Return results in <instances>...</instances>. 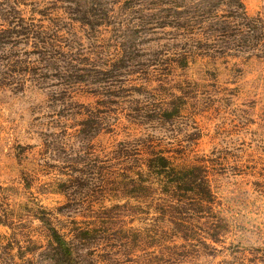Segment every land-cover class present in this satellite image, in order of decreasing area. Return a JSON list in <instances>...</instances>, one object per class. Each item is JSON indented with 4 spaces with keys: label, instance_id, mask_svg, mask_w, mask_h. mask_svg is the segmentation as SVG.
Instances as JSON below:
<instances>
[{
    "label": "rangeland",
    "instance_id": "374dc122",
    "mask_svg": "<svg viewBox=\"0 0 264 264\" xmlns=\"http://www.w3.org/2000/svg\"><path fill=\"white\" fill-rule=\"evenodd\" d=\"M242 1L264 26V0ZM189 5L188 0H0V30L16 26L3 15L8 12L18 28L22 20L34 28L13 37L0 60V264H51L47 227L36 217L41 211H50L71 240L77 228L101 225L97 213L115 204L122 207L114 213V236L82 247L81 264H264V57L246 60L247 54L233 56L232 50L227 62L214 63L198 47L207 38V23H167L174 19L170 8ZM78 6L87 10V20ZM217 12L227 15L228 6ZM126 46L134 52L131 67L118 69L106 83L67 82L59 75L72 66L110 69ZM39 50L60 52L53 57L55 68L46 69ZM181 55L187 66L176 60ZM173 94L185 102L174 123L143 119L147 108L166 104ZM90 113L100 117L102 128L88 142L78 131ZM150 150L182 165L208 167L213 210L230 225L221 241L209 238L204 217H194L200 226L196 239L134 244L133 231L170 229L157 219L155 207L168 197L154 176L149 177L157 188L153 206L151 200L112 198L106 180L147 173ZM59 183L69 186L67 192L57 189ZM121 230L130 237H117ZM158 252L161 261L153 260Z\"/></svg>",
    "mask_w": 264,
    "mask_h": 264
},
{
    "label": "trees",
    "instance_id": "16d2710c",
    "mask_svg": "<svg viewBox=\"0 0 264 264\" xmlns=\"http://www.w3.org/2000/svg\"><path fill=\"white\" fill-rule=\"evenodd\" d=\"M188 1L190 5L182 10L177 6L169 9L170 15L174 19L167 23L179 27L193 26L194 23H197V25L207 23V38L206 40H200L198 47L205 51L206 56L211 58L214 63L221 61V59L224 60L223 62H227L226 55L232 50L235 51L233 56L247 54V56H244L246 60L254 57H264V26L259 18L248 15L242 0ZM96 3L102 6L99 2ZM224 4L228 6V14L219 15L217 10ZM76 10L82 14L81 17L85 20L87 10L85 11L80 6ZM8 13H3V15H5L6 20L11 25L16 26H9L0 30V60L7 50V44L15 42L13 37L21 34L29 35V31L34 30L33 27L24 25L23 20L20 24L21 28H18L13 19L7 16ZM182 17H185L184 21H182ZM195 17L199 18L194 22ZM165 23L163 21L160 24L165 26ZM32 33L37 36L41 35L38 32ZM41 38L45 40L43 35ZM131 48L126 46L123 57L110 69L103 70L96 67L76 68L72 66L69 68L70 72L59 71V75L67 82L89 81L92 79L94 83H106L111 76H116L118 69L127 71L131 67L129 61L134 56ZM39 52L42 54L41 58L44 60L43 63L46 69L55 68L57 59L54 61L53 57L59 51L54 52L52 50L51 53L50 51L39 50ZM47 54L49 55L47 56ZM176 60H178L181 67L187 66L186 55H181ZM57 67L60 68L59 66ZM45 75L47 76L48 73H45ZM182 100V95L173 94L166 104L158 102L159 104L154 105V107L147 108L142 114L143 119L145 121L155 120L161 125L172 124L182 113L183 104L185 103ZM80 125L81 129L78 131V136L82 140L90 142L100 134L102 121L98 115L90 113L81 121ZM146 167L147 173L138 170L135 173L136 177L118 175L108 176L106 180L108 190L112 192V198L119 200L121 198L151 200L152 203L150 205L153 206L154 201H156L157 188H155L154 181L149 177L154 176L163 194L168 197V200L157 201L155 207L159 213L157 219L162 220V223L165 221L168 225H171L170 229L164 225H157L154 229H146V232L141 230L133 231L131 232V239L136 246L142 244L141 247H155V245H161L177 236L184 240L196 239L200 226L193 221L194 217L199 219L204 217L203 223L207 226L209 238L214 242L221 241L222 236L228 232L230 225L224 216L213 210V202L216 195L210 184L206 165L199 163L182 165V163H177L170 156L160 151L150 150V155L146 159ZM67 188L69 186L66 183H59L57 189L61 192H67ZM121 207L120 204H115L110 209L104 208L97 213L101 225L94 229L89 227L77 228L74 239L71 240L54 224L50 211L43 210L41 214H36V217L47 227L49 247L48 251H46V257L51 261V264H81L82 247L89 246L103 235L114 236L116 230L112 229L116 226L117 220H115V217L118 215L115 210ZM190 210L193 211L191 216L189 215ZM114 213L116 216H114ZM115 235L121 238H129L131 234L129 235L128 232L121 230ZM161 259L160 252L153 257V260L161 261Z\"/></svg>",
    "mask_w": 264,
    "mask_h": 264
}]
</instances>
